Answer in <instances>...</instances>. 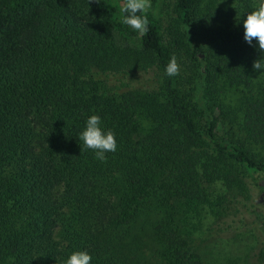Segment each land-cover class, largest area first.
Instances as JSON below:
<instances>
[{
    "label": "trees",
    "instance_id": "16d2710c",
    "mask_svg": "<svg viewBox=\"0 0 264 264\" xmlns=\"http://www.w3.org/2000/svg\"><path fill=\"white\" fill-rule=\"evenodd\" d=\"M88 3L0 0V264H65L75 251L91 264H203L205 216L238 228L247 215L264 232L260 206L246 205L248 178L264 190L252 152L264 54L243 39L256 2L155 0L143 36L121 22L123 0ZM91 115L115 134L106 162L79 140Z\"/></svg>",
    "mask_w": 264,
    "mask_h": 264
},
{
    "label": "rangeland",
    "instance_id": "374dc122",
    "mask_svg": "<svg viewBox=\"0 0 264 264\" xmlns=\"http://www.w3.org/2000/svg\"><path fill=\"white\" fill-rule=\"evenodd\" d=\"M155 0H151L152 7L155 6ZM157 1V0H156ZM258 5L259 0H254ZM162 24L166 32L169 26L174 24L168 18L169 8L161 5ZM182 73V71H180ZM152 78L151 74L138 75L134 78L133 85L145 86ZM236 95L230 98L229 105L235 107L239 105L240 98ZM229 124L219 127V131H228ZM240 136V135H239ZM256 159H264V145H254L252 147ZM262 183L251 179L246 180L248 190L247 206H260V212L264 213V195H262ZM261 201V202H260ZM258 209V207H257ZM258 210V211H259ZM247 225L248 216L245 215ZM200 229L195 235L196 246L202 257L203 264H257L261 260V251L264 249L263 222L257 220L258 229L254 227H245L242 223L240 227L231 226L228 222L215 221L211 216H205L200 224Z\"/></svg>",
    "mask_w": 264,
    "mask_h": 264
},
{
    "label": "clouds",
    "instance_id": "9594fccd",
    "mask_svg": "<svg viewBox=\"0 0 264 264\" xmlns=\"http://www.w3.org/2000/svg\"><path fill=\"white\" fill-rule=\"evenodd\" d=\"M97 0H89V3ZM88 3V4H89ZM152 8L151 0H123L120 7L121 22L140 35L149 31L148 13ZM243 39L249 45L255 40L258 50L264 54V0H259L256 8L247 14L243 21ZM253 70H264L261 59L253 62ZM180 74V65L172 56L165 67V75L176 77ZM84 150H91L95 159L106 162V154L117 150L115 134L111 130L101 128V118L91 115L86 121L84 130L79 135ZM92 257L87 251H75L65 261V264H91Z\"/></svg>",
    "mask_w": 264,
    "mask_h": 264
},
{
    "label": "flooded vegetation",
    "instance_id": "af4514ba",
    "mask_svg": "<svg viewBox=\"0 0 264 264\" xmlns=\"http://www.w3.org/2000/svg\"><path fill=\"white\" fill-rule=\"evenodd\" d=\"M262 195H264V190L262 191V193H261Z\"/></svg>",
    "mask_w": 264,
    "mask_h": 264
},
{
    "label": "water",
    "instance_id": "95a60500",
    "mask_svg": "<svg viewBox=\"0 0 264 264\" xmlns=\"http://www.w3.org/2000/svg\"><path fill=\"white\" fill-rule=\"evenodd\" d=\"M261 202V201H260Z\"/></svg>",
    "mask_w": 264,
    "mask_h": 264
}]
</instances>
